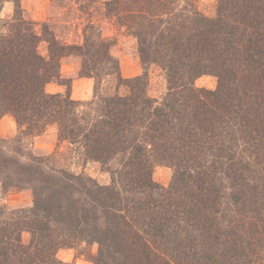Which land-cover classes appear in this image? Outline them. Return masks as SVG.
I'll return each instance as SVG.
<instances>
[{
    "label": "trees",
    "instance_id": "trees-1",
    "mask_svg": "<svg viewBox=\"0 0 264 264\" xmlns=\"http://www.w3.org/2000/svg\"><path fill=\"white\" fill-rule=\"evenodd\" d=\"M5 3L0 119L17 131L0 138V198L27 191L31 203L0 202V264H68L63 250L90 264H264V0H216L213 17L193 0L105 1L102 20L135 41L142 72L129 79L98 24L66 44L48 23L37 31L20 0H0V12ZM65 60L94 81L91 100L71 99ZM152 68L165 79L159 99L147 93ZM203 76L214 90L195 86ZM50 127L109 183L34 154L28 140ZM156 167L171 171L166 187L152 180Z\"/></svg>",
    "mask_w": 264,
    "mask_h": 264
},
{
    "label": "rangeland",
    "instance_id": "rangeland-1",
    "mask_svg": "<svg viewBox=\"0 0 264 264\" xmlns=\"http://www.w3.org/2000/svg\"><path fill=\"white\" fill-rule=\"evenodd\" d=\"M105 1L107 0H95L89 7L82 8L81 4L75 0H65L62 5L55 4L51 0H20V7L24 18L34 22L37 31L41 23H48L56 37L66 44H79L82 42L83 28L89 20L98 24L104 35L116 39V44L112 48L111 53L117 59L121 77L123 79L136 77L141 74L142 68L135 51V41L128 36L115 34L114 27H112L113 22L102 20V4ZM193 2L200 14L207 17L214 16L216 0H193ZM96 8L98 12L94 11ZM12 11V3H5L0 12V18L10 19ZM45 46L44 43L39 46V52L42 55L46 52ZM77 68L78 66L73 60H65L61 65V74L63 77L71 79L70 95L72 96L73 92V96L83 97L80 101L86 102L92 98L94 81L92 79L77 78ZM148 80L147 93L151 98L159 99L165 94L166 84L160 69H150ZM74 81L79 83H75L76 86L72 89ZM112 85V83L106 82L103 87H112ZM49 86H47V92L52 90L53 93H65V87L63 86L55 87L52 84ZM195 86L214 90L216 88V79L203 76L195 81ZM16 131V125L10 115H5L0 119L1 139H12L16 135ZM28 143L36 155L46 156L57 153L56 155L60 162L71 171L75 173L83 172L101 185L109 183V174L102 172L97 165L86 164L82 166L81 163H78L79 161L75 151L72 150L73 148L65 142L57 141L55 127L48 128L39 137L29 139ZM170 177L171 171L164 167H156L152 174V180L165 187L168 185ZM0 202L8 209H16L29 206L31 196L27 191H13L2 196ZM95 250V246L89 249L91 253H94ZM81 251L86 252L85 249H81ZM77 252L78 250H63L58 252L57 256L68 264H90L84 256L77 255Z\"/></svg>",
    "mask_w": 264,
    "mask_h": 264
},
{
    "label": "crops",
    "instance_id": "crops-1",
    "mask_svg": "<svg viewBox=\"0 0 264 264\" xmlns=\"http://www.w3.org/2000/svg\"><path fill=\"white\" fill-rule=\"evenodd\" d=\"M75 83H79V82H75V81H74V82H73V85H72V89L76 86ZM88 83H89V82H88ZM50 85H51V84H50ZM52 85H53V84H52ZM48 86H49V85H48ZM53 86L56 87L57 85H53ZM49 87H51V86H49ZM46 89H47V88H46ZM54 91H57V90H54ZM48 92H49V93H53L52 90H50V91L48 90ZM54 93H55V92H54ZM73 95H74V94H73V92H72V96L70 95V97H71V99H73V100L80 101V100L83 99V97H82V98H79V97H77V96H73Z\"/></svg>",
    "mask_w": 264,
    "mask_h": 264
}]
</instances>
